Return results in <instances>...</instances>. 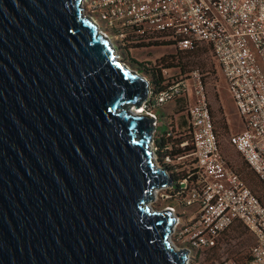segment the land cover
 Returning a JSON list of instances; mask_svg holds the SVG:
<instances>
[{
    "label": "water",
    "instance_id": "1",
    "mask_svg": "<svg viewBox=\"0 0 264 264\" xmlns=\"http://www.w3.org/2000/svg\"><path fill=\"white\" fill-rule=\"evenodd\" d=\"M80 0H0V264H183L150 189L147 84Z\"/></svg>",
    "mask_w": 264,
    "mask_h": 264
},
{
    "label": "built area",
    "instance_id": "2",
    "mask_svg": "<svg viewBox=\"0 0 264 264\" xmlns=\"http://www.w3.org/2000/svg\"><path fill=\"white\" fill-rule=\"evenodd\" d=\"M79 5L112 56L156 40L176 51L193 43L209 46L240 124L226 142L264 187V0H80ZM139 76L147 84L139 113L151 120L150 157L167 178L150 189L145 204L169 216V245L177 246L174 252L181 251L187 264L237 221L252 237L245 264H264V204L222 161L200 74L191 70L159 89ZM174 100L180 101L178 123L156 115ZM186 145L190 149L184 151Z\"/></svg>",
    "mask_w": 264,
    "mask_h": 264
},
{
    "label": "rangeland",
    "instance_id": "3",
    "mask_svg": "<svg viewBox=\"0 0 264 264\" xmlns=\"http://www.w3.org/2000/svg\"><path fill=\"white\" fill-rule=\"evenodd\" d=\"M99 32V31H98ZM114 59L120 62L124 68L137 72L141 76H146L144 73L157 71L160 74V86L167 85L171 80L185 75L191 70H196L200 74V79L203 87V93L206 101L207 112L212 124L213 131L216 135L217 146L221 158L227 166L232 169L242 181L245 188L264 204V195L262 188L258 186L257 180L254 178L255 185L246 182V175L242 172L243 163L237 154L228 146L226 138L231 133H236L240 130L238 117L224 91L223 82L219 76L217 68L213 63L207 47L200 44L193 52H178L171 44L163 43L156 40L141 44L140 46H130L123 51L113 55ZM179 59V60H178ZM187 62L185 66L178 69L175 62ZM202 64V65H201ZM147 72H146V71ZM144 77L145 79H147ZM181 111L180 101L174 100L163 106L161 112L174 119L178 123V116ZM158 116V112L156 111ZM159 129V128H157ZM187 140V138H185ZM188 144V143H186ZM257 185V186H256ZM248 231L232 232L228 231L225 234H219L213 244L214 250L204 249L196 252L192 259L187 260V264H218L221 260L227 259L236 262L234 256L228 254V247L241 240L242 244L238 247V253L241 256L248 255V248L252 244V237ZM233 236V238H232ZM234 236H237L234 238ZM176 249V245H172ZM211 246V247H213Z\"/></svg>",
    "mask_w": 264,
    "mask_h": 264
},
{
    "label": "trees",
    "instance_id": "4",
    "mask_svg": "<svg viewBox=\"0 0 264 264\" xmlns=\"http://www.w3.org/2000/svg\"><path fill=\"white\" fill-rule=\"evenodd\" d=\"M163 43H168V42H163ZM201 43H193L191 46H190V48H188V49H186V50H183V51H178V52H193V51H195V49H196V47L198 46V45H200ZM205 45V44H204ZM206 47H207V49H208V51H209V54H210V50H209V46H207V45H205ZM179 60V59H178ZM176 61L175 62V64H176V67H178V69H180V71L182 70L181 69V67L182 66H185L186 65V63L185 62H183V63H180L179 61ZM202 65V64H201ZM146 71V70H145ZM147 72V71H146ZM137 73V72H136ZM145 74H147L148 76H149V78H147L146 76H144V77H146L147 79V81H148V85H149V87H150V89H159L158 88V86H159V83H160V76H159V74H158V72L157 71H149V72H147V73H144V75ZM211 122V121H210ZM211 126H212V124H211ZM212 132H213V134H214V137H215V139H216V135H215V132L213 131V128H212ZM216 142H217V140H216ZM190 149V146L189 145H186V147L184 148V151H187V150H189ZM237 154V153H236ZM237 156H238V154H237ZM239 157V156H238ZM239 159L241 160V162L243 163V165H244V167L242 168V172H244V174L246 175V182H249L251 185H255V182H254V178L257 180V178L255 177V175L248 169V167L245 165V163L243 162V160L239 157ZM222 161H223V163L226 165V163L224 162V160L222 159ZM227 166V165H226ZM228 168H229V166H227ZM230 169V168H229ZM237 177H238V175L232 170V169H230ZM238 179H239V177H238ZM240 180V179H239ZM241 181V180H240ZM242 182V181H241ZM257 182H258V186H259V188L261 187L262 188V194L264 195V187L260 184V182L257 180ZM243 184V183H242ZM257 186V185H256ZM255 199L258 201V203H260V204H263V203H261L256 197H255ZM228 231H232V232H234V233H236V232H240V231H247L239 222H237V221H235V222H232L224 231H222L220 234L221 235H223V234H225L226 232H228ZM248 233V232H247ZM249 234V233H248ZM237 236H234V238H236ZM232 238H233V236H232ZM242 244V241L241 240H239V241H236L235 242V244H233L232 246H229L228 247V249H227V251H228V254H230V255H232V256H234V260L236 261V262H242L241 264H245L246 262H248L249 261V256L248 255H246L245 254V256H241L239 253H238V247H239V245H241ZM213 246V245H212ZM212 248V251L214 250V246L213 247H210V248H208V249H211ZM235 263V262H234ZM235 264H238V263H235Z\"/></svg>",
    "mask_w": 264,
    "mask_h": 264
},
{
    "label": "crops",
    "instance_id": "5",
    "mask_svg": "<svg viewBox=\"0 0 264 264\" xmlns=\"http://www.w3.org/2000/svg\"><path fill=\"white\" fill-rule=\"evenodd\" d=\"M162 108H163V107H162ZM162 108L156 110V111L158 112V116L165 115V114H162V112H161Z\"/></svg>",
    "mask_w": 264,
    "mask_h": 264
},
{
    "label": "bare ground",
    "instance_id": "6",
    "mask_svg": "<svg viewBox=\"0 0 264 264\" xmlns=\"http://www.w3.org/2000/svg\"><path fill=\"white\" fill-rule=\"evenodd\" d=\"M96 33H97V30H96ZM114 55V54H113ZM112 58H114V57H112ZM141 111V109H138V110H136V111H134V112H136V113H139ZM172 251H174V249L172 248Z\"/></svg>",
    "mask_w": 264,
    "mask_h": 264
},
{
    "label": "clouds",
    "instance_id": "7",
    "mask_svg": "<svg viewBox=\"0 0 264 264\" xmlns=\"http://www.w3.org/2000/svg\"><path fill=\"white\" fill-rule=\"evenodd\" d=\"M105 40V39H104Z\"/></svg>",
    "mask_w": 264,
    "mask_h": 264
}]
</instances>
